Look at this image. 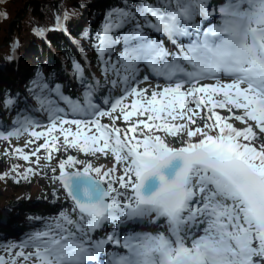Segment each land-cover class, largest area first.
<instances>
[{
  "label": "snow or ice",
  "instance_id": "snow-or-ice-1",
  "mask_svg": "<svg viewBox=\"0 0 264 264\" xmlns=\"http://www.w3.org/2000/svg\"><path fill=\"white\" fill-rule=\"evenodd\" d=\"M94 40L100 75L73 60L74 95L32 81L46 123H0V140L28 137L4 155L29 163L0 180L47 168L71 202L29 217L0 264H264V0H121Z\"/></svg>",
  "mask_w": 264,
  "mask_h": 264
},
{
  "label": "trees",
  "instance_id": "trees-1",
  "mask_svg": "<svg viewBox=\"0 0 264 264\" xmlns=\"http://www.w3.org/2000/svg\"><path fill=\"white\" fill-rule=\"evenodd\" d=\"M11 2L16 0H0L1 8L3 6L0 13L7 14L6 18H0V101L11 97L16 101V106L21 100H34L28 90L38 73L52 83L68 82L71 76L66 69L73 72L72 61L83 64L80 51L96 55L89 44L95 43V33L105 13L118 6L121 0H26L18 10L9 9ZM65 15L68 19H61L59 26L74 37L75 46L57 24V17L63 18ZM40 30H43V34H39ZM45 39L53 44L55 51L49 49ZM14 55L20 59L19 64L13 60ZM2 109L5 110L2 114L7 117L11 114V118L15 116L11 113L13 108L6 109L2 105ZM1 163L0 174H3L10 171L15 161L12 156L0 154ZM1 168L7 169L2 172ZM11 181L0 180V216L4 219L8 214L1 212L2 209L8 208L15 211V215L22 216L26 212L27 205L24 204L27 199L39 193L40 186L36 181H21L19 184ZM33 207L36 209L35 205ZM1 239L3 235L0 233Z\"/></svg>",
  "mask_w": 264,
  "mask_h": 264
},
{
  "label": "rangeland",
  "instance_id": "rangeland-1",
  "mask_svg": "<svg viewBox=\"0 0 264 264\" xmlns=\"http://www.w3.org/2000/svg\"><path fill=\"white\" fill-rule=\"evenodd\" d=\"M25 1L26 0H16V2H11L8 5L9 9L18 10L19 8H22L25 5ZM0 8H1V6H0ZM2 8H3V6H2ZM93 44H89L91 49H93ZM80 49H82V48H80ZM12 58L14 60L16 58V55H14ZM14 80H16V78ZM155 82L156 81L153 80V84H155ZM69 85L71 87L69 89L65 88V92H66V94L74 95L77 92V90L79 89V86H75L74 84H69ZM65 86H67V85H65ZM8 87L12 88L13 86H8ZM21 103L27 107L29 106V104H31L33 107H36V102L35 103H28L26 100L25 101L21 100ZM1 108H2V104L0 103V109ZM25 111H28V114L33 115L37 120H40V119H38V116L42 117V120H40V121L46 123V116L44 114H42V113L37 114V113L31 112L30 110H27V109ZM223 114H226V113H223ZM15 117H16V115L13 116V119H15ZM7 118L10 120L11 115H8ZM9 120L6 119V116L4 114H0V123H3L6 127H11V123ZM102 123H109V120L107 118H103ZM237 126L240 127L241 125L237 124ZM26 139H28V137L25 135L21 139H12L11 141L0 140V154L4 155L5 149H8L9 152H11V150L15 147H24ZM42 142L43 141L41 140L38 143H42ZM258 143H259V141H258ZM25 152L30 154V149L25 148ZM69 154L78 155L79 159H86V157L83 154H77L74 151L70 152ZM40 155L41 156L44 155L43 150L41 151ZM8 156L9 157L12 156L14 161H15V164L20 165V171H23V169L27 168V166L29 167V163L23 161L22 159H19L18 155H8ZM63 158H66L64 153L54 154V159L51 162L52 166L56 165L58 159H63ZM32 159L34 160L35 157H33ZM106 159L105 160H101V159L93 160V163L98 165V166H100V165L105 166V164L107 163L105 167H111L112 163H113L112 158L108 157ZM44 163H45V161L41 160V166H43ZM0 165H2V163ZM12 165H14V164L12 163L11 166ZM32 166L35 167V165H32ZM4 169H7V168H1V171L4 172L3 171ZM37 170L40 171V169H37ZM43 172L46 173V175L33 176L31 178V180L36 181L37 184H39V186H40L39 189H44L47 191L46 196L48 198H50V202H51V200H54V202H58V206L56 207L57 210L54 209V212L57 215L61 210L65 209V208H69L71 202L66 199L65 193L62 189H57L58 195H59L58 200L53 196L52 193H53L54 187H56V186H54L49 179V177L52 175V173H51L50 169H47V168H43ZM8 180H12V179L8 178ZM11 182H13V180ZM27 202L32 204L34 201L32 202L30 199H27L25 204H27ZM41 204H43V203L41 202ZM30 209H31V211L34 210L32 207ZM3 210L4 209H2L1 212ZM15 214H17L15 211L9 213L8 216H6V219H4V217L0 216V218H2V221H3L0 223V233L3 235V240L2 239L0 240V244H3L5 242H14V241H18V240L24 238L25 234L28 233L33 227V222L29 220V217L40 216V214H37V215L34 214L31 216H28V215L27 216H24V215L19 216V214L18 215H15ZM27 214H28V212H27ZM41 216H43V215H41ZM43 217H51V216H43Z\"/></svg>",
  "mask_w": 264,
  "mask_h": 264
}]
</instances>
